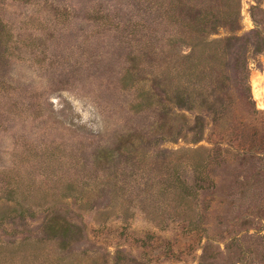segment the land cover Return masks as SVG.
<instances>
[{
    "label": "rangeland",
    "instance_id": "obj_1",
    "mask_svg": "<svg viewBox=\"0 0 264 264\" xmlns=\"http://www.w3.org/2000/svg\"><path fill=\"white\" fill-rule=\"evenodd\" d=\"M256 3L0 0V264H264ZM197 5L240 10L213 71Z\"/></svg>",
    "mask_w": 264,
    "mask_h": 264
},
{
    "label": "trees",
    "instance_id": "obj_2",
    "mask_svg": "<svg viewBox=\"0 0 264 264\" xmlns=\"http://www.w3.org/2000/svg\"><path fill=\"white\" fill-rule=\"evenodd\" d=\"M256 4L253 6V15L255 17L256 12H261L262 21L264 22V9L261 5V0H256ZM240 14V10L235 7V10L228 12L226 9H218L217 11L211 10L208 7L197 5L195 7L191 6L188 12H182L181 15H186L190 18V21L182 23L184 37L182 42L190 43V51L183 55L184 61L182 62V67H187L191 71L202 70L210 66L211 71L214 70L216 66L217 59L222 57L221 54V45L226 42L227 44H231L234 37H227L225 39H208V36L212 34L218 27L222 25H226L231 29H234L236 26V22H238V16ZM227 20L224 21L223 18ZM258 38L262 47L258 48L259 52L264 51V35L261 34V30L257 31ZM242 54L236 59L235 64L239 66V75L243 78V81L248 80V65L242 58ZM188 64L190 66H188ZM186 69V70H187ZM169 81L167 83L168 88H171L169 85ZM182 106H186L188 99H186L183 95H179ZM189 104V103H188ZM191 105V104H189ZM197 126L200 131V119L197 118ZM202 131V130H201Z\"/></svg>",
    "mask_w": 264,
    "mask_h": 264
},
{
    "label": "bare ground",
    "instance_id": "obj_3",
    "mask_svg": "<svg viewBox=\"0 0 264 264\" xmlns=\"http://www.w3.org/2000/svg\"><path fill=\"white\" fill-rule=\"evenodd\" d=\"M261 82L258 80V81H255V84L258 85L260 84Z\"/></svg>",
    "mask_w": 264,
    "mask_h": 264
}]
</instances>
